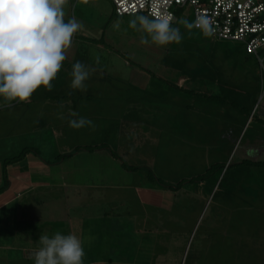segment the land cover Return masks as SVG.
<instances>
[{
	"label": "rangeland",
	"instance_id": "obj_1",
	"mask_svg": "<svg viewBox=\"0 0 264 264\" xmlns=\"http://www.w3.org/2000/svg\"><path fill=\"white\" fill-rule=\"evenodd\" d=\"M65 12V20L75 18L89 31L107 27L100 45L97 43L103 51H89L85 54L88 58L80 62L89 61L108 74L104 63L108 56L127 62L139 60L144 69L150 66V75L155 77V84L163 85L165 94H160L159 87L153 90L143 86L136 93L126 82L105 76H99L104 82L101 85L93 78V90H73L70 82L63 83L66 75L62 66L52 82V91L41 86L29 102L13 101L10 107L0 100V159L15 158L24 149L44 158L51 156L52 149L55 154L54 117L47 113L51 114V102L62 100L70 91L79 92L71 106L83 112L116 114L129 107L128 117L135 122L126 124L122 131L106 121L99 123L101 130L96 129L97 124L94 129L68 125L61 131L65 133L61 138L117 139L115 145L110 144L117 156L123 154L124 142L136 138V150L129 149L136 154V179L132 178L136 188L162 184L178 190L172 212L153 210L155 221L150 218L144 223L161 240L153 252L144 248L137 252L138 241L144 245L140 236L144 225L136 231V261L147 264L148 260L151 264L148 257L162 253V264H264V92L257 58L245 55L241 43L213 39L201 29L186 27L185 21L193 25L191 15L185 18L189 10L185 14L178 11L181 18L172 25L179 29L181 42L166 46L142 44L141 33L129 27V21L137 15H117L110 0H69ZM117 21L119 28L115 27ZM128 38L133 39L131 44ZM80 40L78 35L76 43ZM93 42L88 44L97 45ZM123 45H132L135 56L130 50L124 51ZM73 54L70 52L67 59ZM160 63L166 65L159 68ZM202 65L208 67L204 74L188 72L190 67L204 69ZM88 68L92 69L91 65ZM127 69L126 65L117 67L116 74ZM181 72L194 78L182 89L174 86ZM207 78L209 83L205 82ZM168 85L172 92L166 89ZM87 91L86 96L83 92ZM154 108L166 111L153 115ZM117 144H121L120 150L115 148ZM130 164L128 161L124 165ZM198 186H203V194L196 190ZM138 195L137 203L146 209L159 204L160 192L139 190ZM5 252L0 249V264H4ZM158 259H154L155 264L160 263Z\"/></svg>",
	"mask_w": 264,
	"mask_h": 264
},
{
	"label": "crops",
	"instance_id": "obj_2",
	"mask_svg": "<svg viewBox=\"0 0 264 264\" xmlns=\"http://www.w3.org/2000/svg\"><path fill=\"white\" fill-rule=\"evenodd\" d=\"M100 18L102 19V17ZM95 28L97 31H89L88 27L83 25L82 29L74 35V41L72 40L66 55L70 52L74 54L63 62L65 69L63 73L69 80L64 76L63 83H71L72 77L67 74L68 71L70 74L72 65L76 61H80L83 57L87 59L85 54L89 51L98 53L103 51L98 44L100 45L102 35L107 27ZM78 35L81 36L80 45L76 43ZM88 36L92 37L95 42ZM95 36L98 38H94ZM127 41L131 44L133 39L128 38ZM88 42L98 44L94 46ZM128 46L127 48L126 45H123L124 51L130 50V54L133 53L132 56H135L133 46ZM138 62L139 60L136 62V59L127 62L108 56L104 61L108 71L106 74L105 69L85 60L84 65L92 67V69L88 68L90 75L85 84L89 90H93L96 88L92 85L93 78H96L101 85L104 82L99 76H105L108 80L115 78L116 82H126L131 89L136 90V93L140 86L145 89L150 87V89L158 90L159 86L158 83L155 84V77L150 75V66H147L148 69L147 67L144 69L143 65ZM123 65H126L128 69L116 74L118 72L116 68ZM165 65L160 63L159 68ZM193 79L181 74L174 86L182 89ZM158 81L161 80L158 79ZM202 82L201 84H203ZM161 86L159 87L161 88L160 94H165L163 85ZM169 86L171 85L165 87L172 92L173 89ZM198 86L197 83V89ZM88 92L90 91L83 93H86L87 96ZM77 93L79 92L70 91L62 100L59 98L60 101L50 104L52 106L51 114L48 112L47 116L53 115L54 117L52 135L55 144L57 142L58 145L55 154H53V149L49 158H44L34 152H26L23 158L17 159L7 166L9 184L0 193V249L6 250L4 264H34L32 254L39 249V239L42 234L51 237L54 233L60 232L63 235L75 234L78 236L83 241L85 252L83 264H141L136 261L135 238L136 231L140 232V225H144V232H141L143 235L140 234L143 236L144 245L140 246V241H138L137 252L141 248L146 251L151 249L153 252L155 244L161 241L155 232L153 233L151 227L148 229L149 226H145L144 223L149 222L150 218H154V212H151L153 210L163 211L164 214L172 212L171 206H173V199L178 190L162 184L156 187L136 188V181L132 179H136V168H134L136 167V154H132L134 151L129 150L131 147L136 150V138L134 142H124L123 145L115 146L118 150L122 146L123 154L121 156L113 154L115 145L113 142H117V139L115 141L106 140V138L75 140L65 137L62 139L63 132L61 131L68 127L69 120L78 118L69 115L72 110L76 111L79 116L91 120L94 125L99 126V123L101 124L103 121L116 124L117 128L115 126L112 128L115 127L113 129L118 132L124 130L126 124L132 125L135 122V118L128 117L131 114L129 107L123 108L116 114L109 111L103 113L102 110L89 113L83 112L82 109H75L71 104L75 103L72 98L77 99ZM56 95L58 96V94ZM115 95L116 93L111 99ZM53 99L58 100V97ZM165 111V109L159 111L154 108L153 115L164 114ZM45 126L47 127V123ZM99 128L100 126L96 127L98 130ZM83 136L85 134L81 137ZM111 142L114 144L112 147ZM1 161L0 159V184ZM128 161L132 163L129 167L124 165ZM202 187L196 188L201 194L204 192ZM139 190H146L149 194L160 192L159 204L155 203L146 209V206L137 203L136 198L139 196ZM148 246L149 249H147ZM151 256L148 257L152 261L151 264H155L154 259L158 258L160 259L158 264H162L161 260L164 254L157 253L155 256ZM152 258L154 259L152 260ZM149 263L150 261L147 260V264Z\"/></svg>",
	"mask_w": 264,
	"mask_h": 264
},
{
	"label": "clouds",
	"instance_id": "obj_3",
	"mask_svg": "<svg viewBox=\"0 0 264 264\" xmlns=\"http://www.w3.org/2000/svg\"><path fill=\"white\" fill-rule=\"evenodd\" d=\"M69 0H0V100L5 107L11 102L27 103L42 86L52 91L63 62L67 59L74 35L83 25L75 18L65 20ZM191 28L193 25L184 22ZM204 35H211L210 22L201 17L197 21ZM120 22L115 24L119 28ZM129 27L141 33L142 44L166 46L180 43L182 36L172 26L170 14H157L154 18L137 15ZM90 72L86 65L76 61L70 72L73 90L86 91L85 81ZM77 119L69 120V127L95 128L94 123L69 113ZM40 247L32 254L34 264H83V241L75 234H42Z\"/></svg>",
	"mask_w": 264,
	"mask_h": 264
},
{
	"label": "built area",
	"instance_id": "obj_4",
	"mask_svg": "<svg viewBox=\"0 0 264 264\" xmlns=\"http://www.w3.org/2000/svg\"><path fill=\"white\" fill-rule=\"evenodd\" d=\"M117 15L143 14L154 18L170 14L172 23L177 12L185 10L193 17V26L204 17L210 22L213 39L230 40L242 44V49L254 55L262 71L264 92V0H110Z\"/></svg>",
	"mask_w": 264,
	"mask_h": 264
},
{
	"label": "trees",
	"instance_id": "obj_5",
	"mask_svg": "<svg viewBox=\"0 0 264 264\" xmlns=\"http://www.w3.org/2000/svg\"><path fill=\"white\" fill-rule=\"evenodd\" d=\"M178 15V14H177ZM181 17L178 15L177 16V18L175 19V21L176 20H179ZM174 22V21H173ZM174 23H172V25H173ZM243 51V53L245 54V55H251V54H248V53H246L244 50H242ZM175 63H177L176 61L175 62H172V64H175ZM202 66H204V65H202ZM208 69V67L207 66H204V69L200 66V67H190V69L188 70V72H192V74H194V73H196V71H201V73L202 74H204L205 72H206V70ZM182 74H183V72H181ZM209 73V72H208ZM190 75V74H189ZM206 83H209L210 81L208 80V78L206 79V81H205ZM212 82V81H211ZM260 83H261V86H262V81H260ZM207 87V86H206ZM210 97H212L211 95H210ZM27 151H25V149L20 153V155H18L17 157H15V158H11V159H8V158H5V159H3L2 161H1V184H0V193L1 192H3L5 189H6V187L8 186V184H9V180H7L8 179V172H7V166L10 164V163H12V162H14L15 160H17V159H21V158H23V156L25 155V153H26Z\"/></svg>",
	"mask_w": 264,
	"mask_h": 264
}]
</instances>
